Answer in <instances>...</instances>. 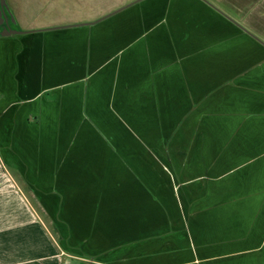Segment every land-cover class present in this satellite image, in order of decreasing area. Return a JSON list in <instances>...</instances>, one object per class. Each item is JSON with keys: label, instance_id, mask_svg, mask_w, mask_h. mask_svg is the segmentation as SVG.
<instances>
[{"label": "crops", "instance_id": "1", "mask_svg": "<svg viewBox=\"0 0 264 264\" xmlns=\"http://www.w3.org/2000/svg\"><path fill=\"white\" fill-rule=\"evenodd\" d=\"M252 1L84 2L14 30L0 0V264H264Z\"/></svg>", "mask_w": 264, "mask_h": 264}, {"label": "rangeland", "instance_id": "2", "mask_svg": "<svg viewBox=\"0 0 264 264\" xmlns=\"http://www.w3.org/2000/svg\"><path fill=\"white\" fill-rule=\"evenodd\" d=\"M84 2L86 3V6L90 4L91 9L96 8L101 10L107 7H112V5L114 4L113 0H8L9 7L10 9H12L11 11L14 19L12 21V27H14V30L23 29L22 27L27 24L43 27L52 22L62 21V19L65 18L71 19L77 16V18H79V15L83 13L81 11H84L82 9V5L84 4ZM63 3L65 5H62ZM5 20L7 22H10L11 20V17L10 15H8V13ZM2 29L8 30L6 22H4V24L2 25ZM0 32L2 31L0 30ZM21 188L25 191L29 189L33 192L34 190L31 185L30 187L23 186ZM35 189L36 195L34 196L31 193V197L32 200H34L33 205L36 207L37 212L41 216L42 222H46L48 228H50L54 233L55 229H58L61 224V226H63L64 228V221L62 222V220H59V218L56 219V217L51 218L50 215L46 214L45 207H48V205H51L53 203L51 201V197L48 196L50 195L48 189L42 188L41 186L35 187ZM59 235V232H57L56 230V238L59 239Z\"/></svg>", "mask_w": 264, "mask_h": 264}, {"label": "water", "instance_id": "3", "mask_svg": "<svg viewBox=\"0 0 264 264\" xmlns=\"http://www.w3.org/2000/svg\"><path fill=\"white\" fill-rule=\"evenodd\" d=\"M1 17V16H0ZM6 17V15L3 16V19Z\"/></svg>", "mask_w": 264, "mask_h": 264}]
</instances>
